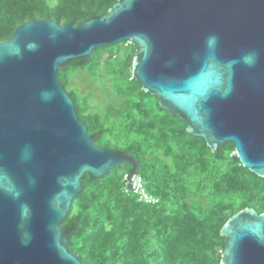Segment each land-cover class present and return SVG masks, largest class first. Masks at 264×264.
<instances>
[{
  "label": "water",
  "instance_id": "95a60500",
  "mask_svg": "<svg viewBox=\"0 0 264 264\" xmlns=\"http://www.w3.org/2000/svg\"><path fill=\"white\" fill-rule=\"evenodd\" d=\"M126 40L144 91L264 178V0H118L77 27L29 20L0 42V264H82L62 226L82 178L124 164L137 173L133 158L94 144L58 79L62 65ZM221 235L222 264H264V213L241 210Z\"/></svg>",
  "mask_w": 264,
  "mask_h": 264
},
{
  "label": "trees",
  "instance_id": "16d2710c",
  "mask_svg": "<svg viewBox=\"0 0 264 264\" xmlns=\"http://www.w3.org/2000/svg\"><path fill=\"white\" fill-rule=\"evenodd\" d=\"M117 2L0 0V42L11 39L29 20L49 18L77 27L103 17ZM106 48L62 65L58 79L88 134L95 137L94 144L133 158L146 189L160 202H140L126 190L124 175L132 172L131 164L102 178L87 173L81 195L62 222L70 249L82 264H222L221 232L227 222L246 208L264 213V178L243 167L232 143L210 148L188 132L183 120L164 110L157 96L144 91L132 77L137 45L120 72V60L111 59L113 52L94 56ZM105 56L110 74L122 81L117 90L122 101L102 115L89 103L81 106L78 89L77 95L68 84L79 71L97 74Z\"/></svg>",
  "mask_w": 264,
  "mask_h": 264
},
{
  "label": "rangeland",
  "instance_id": "374dc122",
  "mask_svg": "<svg viewBox=\"0 0 264 264\" xmlns=\"http://www.w3.org/2000/svg\"><path fill=\"white\" fill-rule=\"evenodd\" d=\"M120 45L121 43H118L110 48L101 49L95 52L94 56L99 54L107 55L109 52H115ZM132 54L133 52L128 51L125 58L119 59L120 65L119 69H117L119 72L124 68L123 62L131 57ZM103 59L99 71L96 70L97 74H94L90 69L79 71L70 77L68 84L69 91L73 90V92L77 94L78 89L80 96L78 97V100L81 106L85 105L86 107L89 103V106H91L90 109L94 108L95 112L102 113V115H104L109 105L114 104L115 106H118L122 101L121 96L117 92L122 81L115 79V76L113 77V75L110 74L111 64H108L107 61L109 58L105 56ZM118 79H120V77ZM150 103L153 104L151 101Z\"/></svg>",
  "mask_w": 264,
  "mask_h": 264
},
{
  "label": "built area",
  "instance_id": "2783aa9c",
  "mask_svg": "<svg viewBox=\"0 0 264 264\" xmlns=\"http://www.w3.org/2000/svg\"><path fill=\"white\" fill-rule=\"evenodd\" d=\"M135 48L136 43L133 40L121 42L120 47L112 53L111 59L117 60L125 58L127 56V52H133ZM129 176H131V172L124 175V182L128 192L134 194L140 202L151 205L159 204V199L150 194L146 189L145 181L141 175L138 173L132 175L131 182L128 180Z\"/></svg>",
  "mask_w": 264,
  "mask_h": 264
}]
</instances>
